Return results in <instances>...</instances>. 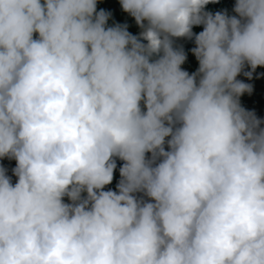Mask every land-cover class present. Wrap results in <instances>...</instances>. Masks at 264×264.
Instances as JSON below:
<instances>
[{
	"label": "clouds",
	"instance_id": "clouds-1",
	"mask_svg": "<svg viewBox=\"0 0 264 264\" xmlns=\"http://www.w3.org/2000/svg\"><path fill=\"white\" fill-rule=\"evenodd\" d=\"M212 2L121 0L137 36L107 27L113 0H0V158L18 177L0 166V264H264V122L237 79L264 67V0ZM200 24L190 75L173 39Z\"/></svg>",
	"mask_w": 264,
	"mask_h": 264
},
{
	"label": "trees",
	"instance_id": "trees-1",
	"mask_svg": "<svg viewBox=\"0 0 264 264\" xmlns=\"http://www.w3.org/2000/svg\"><path fill=\"white\" fill-rule=\"evenodd\" d=\"M101 1V0H100ZM116 6L119 8L116 14H121L124 21L128 19H135L131 16L128 12L124 11L122 8L121 0H113ZM237 0H216V2L209 3L208 6L211 11H207L215 15V13H225L229 16L236 15L237 13L234 12V7L236 5ZM97 7L100 8L101 6L97 3ZM239 18V17H238ZM204 25H194L192 27L193 36L191 39L187 37H180L175 38L177 41L183 44V51L186 55L185 62L181 65L182 70L187 71L190 75L197 73L199 69V61L196 58L194 52L192 51L197 45L195 43V36L198 35L200 32L204 30ZM34 38H38V33L34 35ZM243 71H251L249 66H246ZM243 71L240 75L237 76V79L243 81L244 83L251 84L253 86V90L251 94L245 92L239 99L241 106L245 108L249 112H254L256 117L264 122V67H258L251 79L243 74ZM197 83H199V77H197ZM141 107L144 111H146V107L144 106L143 102H141ZM261 127H264V123L261 124ZM170 139V137H169ZM165 149H168L167 144L165 145ZM148 158H151V153L146 154ZM116 159V169L114 171V178L111 184L105 186V191L112 190V191H119L118 190V183L121 179L120 176V168L123 166L125 161L115 157ZM0 166L4 167L7 170V175L11 177V182L15 185L18 182V177L14 175L13 169L17 166V161L15 159H9L7 157L0 158ZM86 195V194H85ZM138 198H143L145 201H151L149 197L145 196L143 193H136L135 194ZM69 198L65 197L64 201H68Z\"/></svg>",
	"mask_w": 264,
	"mask_h": 264
},
{
	"label": "rangeland",
	"instance_id": "rangeland-1",
	"mask_svg": "<svg viewBox=\"0 0 264 264\" xmlns=\"http://www.w3.org/2000/svg\"><path fill=\"white\" fill-rule=\"evenodd\" d=\"M204 10H209V8L207 6H205ZM97 12H99L97 10ZM124 20L123 17L121 16V14H117L116 16L112 17L111 19H108L107 21V27H110L109 24H112L113 27L120 25V26H127V31L130 32L131 34H135L137 36H139L142 32L141 27L137 24L135 19H128L126 20V22L121 21ZM147 23V22H145ZM145 43V42H142ZM173 47L175 49H180L183 48V44L180 42H177L176 40L173 39ZM160 55H163V53H160ZM159 56L158 55H154L151 59L152 61H155L156 59H158Z\"/></svg>",
	"mask_w": 264,
	"mask_h": 264
}]
</instances>
